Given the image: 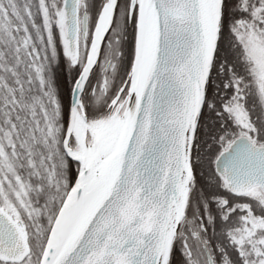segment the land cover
<instances>
[{"label":"snow or ice","instance_id":"obj_1","mask_svg":"<svg viewBox=\"0 0 264 264\" xmlns=\"http://www.w3.org/2000/svg\"><path fill=\"white\" fill-rule=\"evenodd\" d=\"M0 264H264V0H0Z\"/></svg>","mask_w":264,"mask_h":264}]
</instances>
